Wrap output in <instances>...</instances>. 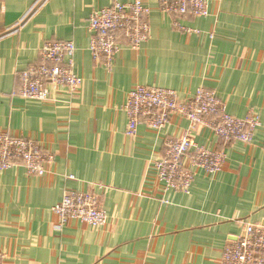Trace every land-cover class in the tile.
I'll list each match as a JSON object with an SVG mask.
<instances>
[{
    "label": "crops",
    "instance_id": "crops-1",
    "mask_svg": "<svg viewBox=\"0 0 264 264\" xmlns=\"http://www.w3.org/2000/svg\"><path fill=\"white\" fill-rule=\"evenodd\" d=\"M113 1L130 0H0V131L55 155L43 177L20 164L0 170L5 264H220L245 222L264 224V0H211L209 17L179 20L185 31L147 0L149 41L139 50L124 44L109 71L93 61L89 19ZM53 41L75 44L81 94L59 92L58 102L45 103L20 97L19 73L38 64ZM136 86L181 97L204 87L232 116L255 110V143L225 144L200 127L197 145L226 150L222 171H198L188 194L165 191L152 163L190 123L175 116L161 132L141 125L129 136L124 106ZM69 191L99 196L108 224L74 221L57 230L53 208Z\"/></svg>",
    "mask_w": 264,
    "mask_h": 264
},
{
    "label": "built area",
    "instance_id": "built-area-1",
    "mask_svg": "<svg viewBox=\"0 0 264 264\" xmlns=\"http://www.w3.org/2000/svg\"><path fill=\"white\" fill-rule=\"evenodd\" d=\"M156 2L158 9L170 15L181 31L187 29L181 26L180 19L210 16L211 0ZM151 13L147 0L113 1L110 7L95 10L89 19L92 35L89 50L93 61L111 71L124 44L139 50L151 37ZM76 52L73 42L46 43L40 50L39 63L19 73L18 95L42 103L58 102L59 92L72 99L80 95L84 82L75 72ZM124 111L128 117L129 136H135L141 125L156 133L161 132L175 116L190 123V128L181 137L165 142L163 157L152 163L165 191L186 194L192 190L198 171L216 175L222 171L227 159L225 149L211 150L196 144L193 134L200 127L211 129L222 143L248 146L255 143L256 133L261 127V116L257 111L250 110L245 118L232 116L217 93L204 87L191 96L181 97L170 89L136 86L128 93ZM54 163V153L37 141L0 131V170L20 164L28 175L43 177ZM53 213L59 219L56 226L59 231L74 221L93 229L104 228L108 224V215L93 191L67 192L53 208ZM0 264H5L1 253ZM220 264H264V224L245 222L243 234L227 244Z\"/></svg>",
    "mask_w": 264,
    "mask_h": 264
}]
</instances>
